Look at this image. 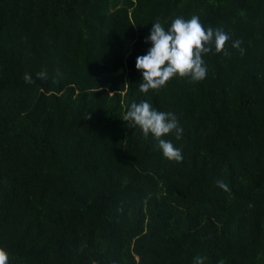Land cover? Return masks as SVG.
<instances>
[{
    "label": "trees",
    "instance_id": "16d2710c",
    "mask_svg": "<svg viewBox=\"0 0 264 264\" xmlns=\"http://www.w3.org/2000/svg\"><path fill=\"white\" fill-rule=\"evenodd\" d=\"M192 15L224 49L204 79L142 93L152 23ZM145 99L176 114L182 160L124 121ZM0 248L9 264H264V0H0Z\"/></svg>",
    "mask_w": 264,
    "mask_h": 264
},
{
    "label": "clouds",
    "instance_id": "9594fccd",
    "mask_svg": "<svg viewBox=\"0 0 264 264\" xmlns=\"http://www.w3.org/2000/svg\"><path fill=\"white\" fill-rule=\"evenodd\" d=\"M144 39L148 47L144 53L136 56L135 68L141 74L139 89L147 94L150 89L159 90L176 77L188 75L193 81L204 79L208 69L203 55L213 48L221 52L229 36L220 28L205 27L198 15H192L187 19L183 16L172 18L167 28L156 20ZM238 45L239 41H233V47ZM37 75L47 79L46 73ZM24 79L32 82L28 73H25ZM123 119L132 128H139L145 137L151 136L156 140L165 158L175 161L183 159L181 148L164 138L169 133L174 134L177 140L182 138L184 128L174 112L158 110L145 99L132 102ZM218 183L226 187L223 182ZM0 264H9L8 253L3 248H0ZM195 264H203V258L196 257ZM219 264H223V260Z\"/></svg>",
    "mask_w": 264,
    "mask_h": 264
}]
</instances>
